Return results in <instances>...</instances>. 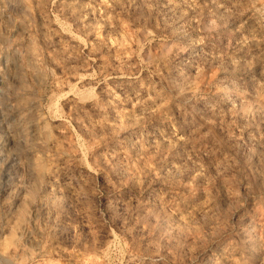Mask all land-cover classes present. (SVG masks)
I'll list each match as a JSON object with an SVG mask.
<instances>
[{
    "label": "rangeland",
    "instance_id": "1",
    "mask_svg": "<svg viewBox=\"0 0 264 264\" xmlns=\"http://www.w3.org/2000/svg\"><path fill=\"white\" fill-rule=\"evenodd\" d=\"M0 264H264V0H0Z\"/></svg>",
    "mask_w": 264,
    "mask_h": 264
},
{
    "label": "bare ground",
    "instance_id": "2",
    "mask_svg": "<svg viewBox=\"0 0 264 264\" xmlns=\"http://www.w3.org/2000/svg\"><path fill=\"white\" fill-rule=\"evenodd\" d=\"M22 122V121H21ZM24 125V124H23ZM27 126V125H26ZM14 129H16V128H14ZM30 129V128H29ZM24 131V130H23ZM23 131H20V132H23ZM19 132V133H20ZM26 132V131H25ZM16 134V133H15ZM16 135H18V134H16ZM22 135V134H21ZM16 137V136H15ZM15 137H13V138H15ZM27 137H28V135H27ZM7 140V139H6ZM9 140V139H8ZM15 141H16V139H15ZM11 143V142H10ZM13 143V142H12ZM5 145V144H4ZM7 147V146H6ZM70 189V188H69ZM183 218V217H182ZM188 219V218H187ZM252 219H253V217H252ZM179 220H181V218L179 219ZM183 222V221H182ZM180 224V223H179ZM178 224V225H179ZM174 227V226H173ZM177 228V227H176ZM174 229V228H173ZM176 231V230H175Z\"/></svg>",
    "mask_w": 264,
    "mask_h": 264
}]
</instances>
